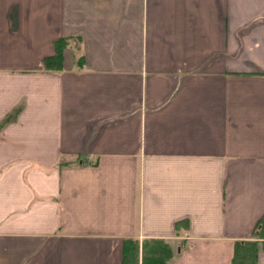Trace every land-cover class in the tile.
<instances>
[{"label":"crops","instance_id":"1","mask_svg":"<svg viewBox=\"0 0 264 264\" xmlns=\"http://www.w3.org/2000/svg\"><path fill=\"white\" fill-rule=\"evenodd\" d=\"M263 215L264 0H0V264H230Z\"/></svg>","mask_w":264,"mask_h":264},{"label":"trees","instance_id":"2","mask_svg":"<svg viewBox=\"0 0 264 264\" xmlns=\"http://www.w3.org/2000/svg\"><path fill=\"white\" fill-rule=\"evenodd\" d=\"M66 45V40L61 38L55 41V54L45 57L43 65L46 69H59L62 62L61 49ZM264 215L257 222L253 240L237 242L234 255L230 264H254L259 247H264V242H258L263 237ZM172 257L171 247L159 240H144L141 244L136 239H127L124 244L122 264H168Z\"/></svg>","mask_w":264,"mask_h":264}]
</instances>
